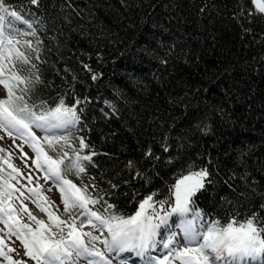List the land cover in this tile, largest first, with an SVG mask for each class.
Segmentation results:
<instances>
[{
  "label": "trees",
  "instance_id": "trees-1",
  "mask_svg": "<svg viewBox=\"0 0 264 264\" xmlns=\"http://www.w3.org/2000/svg\"><path fill=\"white\" fill-rule=\"evenodd\" d=\"M6 2L33 18L20 42L40 77L29 103L81 101L65 135L95 154L69 178L95 209L128 217L152 195L163 215L176 180L207 169L193 197L203 221L264 222V14L250 0Z\"/></svg>",
  "mask_w": 264,
  "mask_h": 264
},
{
  "label": "snow or ice",
  "instance_id": "snow-or-ice-1",
  "mask_svg": "<svg viewBox=\"0 0 264 264\" xmlns=\"http://www.w3.org/2000/svg\"><path fill=\"white\" fill-rule=\"evenodd\" d=\"M31 2L36 4L37 0ZM250 2L255 13L264 14V0ZM9 18L32 28L6 0H0V86L5 90V96L0 98V130L28 144L35 153L36 168L44 171L45 180L52 181L58 189L60 205L63 206L62 213L57 214L60 205L43 196L48 207L40 203L36 206L47 215V222L37 219L24 206L22 211L27 212L29 220L36 225L33 228L28 223H22L15 215L16 209L7 203L15 191L13 186L6 181L0 183V221L7 229L5 236H15L21 242L26 257L35 264H77L81 258L86 259L87 264H112L106 252H135L144 256L159 244L168 252L155 264H264V222L256 213L244 218H238L237 214L224 223L218 219L206 222L201 212L193 208V197L205 188L209 176L207 169L189 171L176 180L170 189L174 200L170 210H164L163 215L157 210L152 195L143 199L137 211L128 217L112 212V205L104 206L103 211L95 209L100 199L91 194L90 185L81 183L78 186L69 178L70 175L79 177L84 173L83 162H90L95 153L84 154L89 145L83 139L73 146L67 135L58 134L75 128L80 122L76 105L81 101L68 106L60 100L54 107L43 102L39 105L29 103L26 96L32 85L40 82V77L30 55L20 50L17 46L20 41L14 39L13 33L8 30L11 27ZM24 45L36 51L30 41H25ZM36 59H39L38 55ZM25 66H30L27 75L23 74ZM93 79L96 77L93 76ZM34 129L44 135L38 136ZM4 151L0 149V153ZM24 156L27 158L26 153ZM0 159L3 157L0 156ZM9 167L18 173L14 166ZM9 177L14 178L11 173ZM29 191L41 198L37 189ZM165 203L168 201H160L159 208L163 209ZM53 206L55 211L50 210ZM261 207L264 208V205ZM173 217L176 218L174 223L179 233L172 230L170 220ZM85 227H91L101 235L84 231ZM161 229L170 233L162 241L157 239ZM178 235L181 236L182 246H176ZM97 242L103 245L104 250L96 246ZM4 246L5 240L0 237V255L10 259L3 251ZM8 251L14 249L8 248ZM11 264L26 262L11 261Z\"/></svg>",
  "mask_w": 264,
  "mask_h": 264
},
{
  "label": "rangeland",
  "instance_id": "rangeland-1",
  "mask_svg": "<svg viewBox=\"0 0 264 264\" xmlns=\"http://www.w3.org/2000/svg\"><path fill=\"white\" fill-rule=\"evenodd\" d=\"M35 130L39 131L38 129H35ZM0 137H3V139H1V143L5 145L6 149L8 150V152L10 153L12 157V160L10 161L9 165H12L16 169L19 170L17 175L20 181H22L23 176L32 175L36 171L33 158L29 156L27 152L19 151L21 148L20 144L15 142L14 139L4 136L3 132H0ZM25 153L27 154V158L24 156ZM15 185L19 186V183H15ZM57 202L60 205V194H59V200ZM20 204L21 203H19V201H16V199L13 200V208L16 209L15 215L17 216L19 220L26 223L28 222V220L23 217L21 218V216L19 215L21 212ZM39 218L42 219L44 218V216L41 215ZM6 231L7 229L5 225L1 221L0 222V237H3L6 243L4 246V253L5 251H7L11 256L21 258L24 261H26L28 264H35L33 260L25 256L24 249L22 246L13 243L14 236H11V237L5 236ZM8 248H12L14 249V251L9 252ZM102 249L104 250L103 245H102Z\"/></svg>",
  "mask_w": 264,
  "mask_h": 264
}]
</instances>
